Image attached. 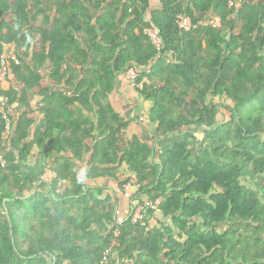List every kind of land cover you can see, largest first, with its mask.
<instances>
[{
  "label": "trees",
  "instance_id": "1",
  "mask_svg": "<svg viewBox=\"0 0 264 264\" xmlns=\"http://www.w3.org/2000/svg\"><path fill=\"white\" fill-rule=\"evenodd\" d=\"M157 1L0 0V264H264V0ZM130 70L152 138L108 99Z\"/></svg>",
  "mask_w": 264,
  "mask_h": 264
},
{
  "label": "rangeland",
  "instance_id": "2",
  "mask_svg": "<svg viewBox=\"0 0 264 264\" xmlns=\"http://www.w3.org/2000/svg\"><path fill=\"white\" fill-rule=\"evenodd\" d=\"M149 33L153 36L154 34H153V32L152 31H150L149 30ZM8 55H12V53H8ZM127 76V78H130V75H126ZM5 84H6V88L5 89H7L9 86H10V82H9V79H8V74L5 76ZM1 86H2V84H0ZM140 86V85H139ZM3 88V87H2ZM61 88H63L64 89V87L63 86H61ZM65 89H67V88H65ZM35 98H33V102H35ZM213 100V102L214 103H221V104H224V103H227V101L225 102V101H223L221 98H213L212 99ZM143 105V104H142ZM145 106H148V104H146L145 103ZM147 108V107H146ZM220 110L227 116L228 115V113L225 111V109L223 108V107H220ZM219 119H221V116H219ZM139 125H140V135H141V137H143V138H145V139H147L148 138V136L149 137H151V134H152V132H153V125H150V124H148V122H147V118L146 117H144V118H140V120H139ZM144 124H146V125H144ZM145 126H147V127H145ZM192 133V135H196L197 137H201V135H202V132H201V130H197V131H193V132H191ZM127 135L129 136V134L127 133ZM152 138V137H151ZM149 140V139H148ZM34 151H36V149L34 150ZM35 160V158H32L31 159V161L33 162ZM120 173H121V175H125V173H126V171H125V169L124 168H120ZM77 172H78V174L79 175H83L84 173H85V171H84V164L83 165H79L78 166V169H77ZM51 175H50V173H47L46 175H45V177L47 178V179H50L51 177H50ZM125 178H126V176H125ZM104 180L105 179H103V180H100V183L102 184V183H104ZM112 181V182H111ZM110 181V185L112 186V189H108V191H106V192H108L109 194H110V196H114L115 195V193L114 192H116L117 194H119L120 196L122 195V193H121V190H119L118 189V186H117V184L118 183H116L115 182V180H111ZM105 184H108V183H106L105 182ZM108 188V187H107ZM136 190H137V186H134V185H130V184H127L126 186H124V196H121V199L119 198V200L117 201V200H114V199H112L111 200V203L116 207V211H117V215H118V217L119 218H122V217H124V216H126V215H129V214H131V213H134V210L137 208V207H135L134 205V203L135 202H132V200L130 199L131 197L130 196H132L135 192H136ZM128 193L129 195H125V193ZM105 196V195H104ZM104 196H103V198H104ZM138 200H142V201H149L148 199H146L145 198V196L144 195H141L139 198H137ZM120 204H124L125 206H124V208H123V205H120ZM144 204V203H143ZM143 204H141V205H139V206H141L142 207V205ZM157 206V205H156ZM156 206H155V208H153L154 209V212L151 214V216L149 217V219H148V227L149 228H152V227H159L160 225H161V223H164L165 222V224H167V225H171V222H170V220H165L164 219V217L162 216V214L160 213V212H158L157 210H156ZM125 207H126V209H125ZM174 233L175 234H177V230L176 229H174Z\"/></svg>",
  "mask_w": 264,
  "mask_h": 264
},
{
  "label": "crops",
  "instance_id": "3",
  "mask_svg": "<svg viewBox=\"0 0 264 264\" xmlns=\"http://www.w3.org/2000/svg\"><path fill=\"white\" fill-rule=\"evenodd\" d=\"M157 3H158L157 0H153L152 5H156ZM12 46L13 45H11L9 47L11 48ZM6 48H8V47H6ZM126 75L119 77V81H118L115 89L109 95L108 99L111 102L114 109L117 112H119L121 115H123L124 117H126V118L130 117L131 118L134 116L135 118H138V119L131 121V123L128 127V130H127V133L129 134V136H131L132 134L140 135L139 120H140V118L142 119V118L146 117L145 111H146L147 106H145L146 102L142 98H139L137 96V94L135 93L134 88L132 86L133 84L130 81V78H127ZM2 87L5 89L6 84L2 83ZM100 180H103V179H100ZM100 180H98V181H100ZM110 181L111 180H109V179H105L104 183H102V185L108 187V189H112V186L110 185ZM105 182L108 184H105ZM114 193H115V196L118 198V200H119V198L121 199V196H124V193H122L121 196L119 194H117L116 192H114ZM120 205H123V208L125 206L124 204H120ZM125 209H126V207H125Z\"/></svg>",
  "mask_w": 264,
  "mask_h": 264
},
{
  "label": "built area",
  "instance_id": "4",
  "mask_svg": "<svg viewBox=\"0 0 264 264\" xmlns=\"http://www.w3.org/2000/svg\"><path fill=\"white\" fill-rule=\"evenodd\" d=\"M178 24H179L180 27H182L183 29L187 30L190 27V20L188 18H186V17L180 16L179 20H178ZM152 37L155 40V42L158 44L159 43L158 38L155 35H153ZM9 66H10V64L8 62V56L7 55H3L0 58V84L6 82L4 78L8 74ZM127 74L130 75V78H134L135 77V73L132 70L128 71ZM125 195H129V194L126 192ZM158 202H159L158 200L156 202H154V203L151 202V201H145L144 204L142 205V207L139 206V205L136 206L137 208L134 210V213H133V220L136 221V220H139L141 218V210H142V208L144 206L155 208V206L158 204ZM118 220L121 221L122 218H118ZM117 264H120V263H117Z\"/></svg>",
  "mask_w": 264,
  "mask_h": 264
}]
</instances>
